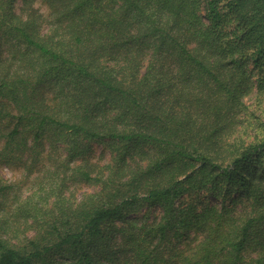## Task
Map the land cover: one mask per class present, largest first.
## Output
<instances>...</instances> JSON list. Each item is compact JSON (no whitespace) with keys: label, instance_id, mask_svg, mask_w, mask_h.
Returning <instances> with one entry per match:
<instances>
[{"label":"trees","instance_id":"trees-1","mask_svg":"<svg viewBox=\"0 0 264 264\" xmlns=\"http://www.w3.org/2000/svg\"><path fill=\"white\" fill-rule=\"evenodd\" d=\"M14 1L0 162L37 190L0 178V264H264V0Z\"/></svg>","mask_w":264,"mask_h":264},{"label":"rangeland","instance_id":"rangeland-1","mask_svg":"<svg viewBox=\"0 0 264 264\" xmlns=\"http://www.w3.org/2000/svg\"><path fill=\"white\" fill-rule=\"evenodd\" d=\"M14 7L16 11L19 12L22 7V0H15ZM34 8L37 9L41 14H45L48 11L42 0H37L34 3ZM44 27L46 28V26ZM15 44L16 42L13 38L3 37L2 40H0V56H2L3 58L6 57L11 50L15 49ZM245 105H247V111H243L244 113L249 111L251 114H253L254 111L256 113L254 116H256L259 120H264V112L261 108L259 110L257 109V103L254 96L251 95L250 97L246 98ZM238 116L241 119L239 121V125L236 126L237 129L235 132V136L240 140H250L251 136L256 132L254 123L257 120L253 118V115L245 117V114H239ZM89 147L93 152V161L101 159L100 164H104V161L106 162L109 160L110 153L101 143L91 142L89 143ZM58 149L63 154V156H66L65 146L59 145ZM101 154H103L102 157ZM18 165L19 164L15 165L0 162V178L6 184L18 185L17 193L19 192L22 193V196H26L37 190V185H35L37 183L35 181V178H33L35 177V175H31L29 176V178H26L25 171ZM93 191V187L69 184L68 189L65 190V195L71 202H76L77 200H80L84 194H89ZM38 192H40V190H38ZM204 199H206L208 203L212 205H220V200H216L211 195L205 196ZM142 212H148L149 215H152L154 213L158 214L160 212V206L156 205L150 208H145L142 210Z\"/></svg>","mask_w":264,"mask_h":264}]
</instances>
